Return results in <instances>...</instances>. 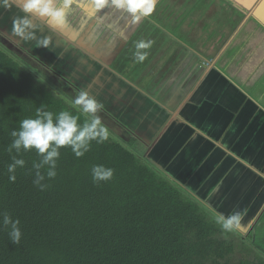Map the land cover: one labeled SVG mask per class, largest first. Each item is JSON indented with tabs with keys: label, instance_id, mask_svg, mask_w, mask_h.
<instances>
[{
	"label": "crops",
	"instance_id": "crops-1",
	"mask_svg": "<svg viewBox=\"0 0 264 264\" xmlns=\"http://www.w3.org/2000/svg\"><path fill=\"white\" fill-rule=\"evenodd\" d=\"M207 1L202 5L204 15H192L182 23H178L181 4L167 8L174 12V17L169 13L156 15L155 9L153 16L139 22L121 10L111 7L102 10L101 21L111 30L96 38L98 42L89 51H83L84 41L93 36V31L88 36L83 27L99 20L84 16L74 23L80 29L71 28L68 22L62 29H53L37 18V37L50 36L52 42L49 49L37 47L36 50L43 57L49 53L52 57L59 53L61 45L68 46L66 51L71 47L68 52L60 53V64L63 69L73 66L68 76L85 83L76 86L96 100L101 94L102 104L108 101L118 108L119 114H126L122 123L138 133L141 142L151 144L145 152L157 155L155 159L162 162L164 172L181 185H188L195 197L216 211L225 215L240 211L243 218L237 230L252 234L255 220L264 211V27L253 19V16L264 17V3ZM9 3L13 5V0ZM216 6L227 10L215 15ZM12 7L16 14L11 16V24L15 16L23 15ZM213 18L215 24L210 26ZM167 24L171 29L174 27V33L177 27L179 35H174ZM186 24L191 29L183 38L180 25ZM149 25L154 32L149 30ZM158 29L176 39L177 45L182 44L175 51L172 44L168 45L172 57L183 49L175 61L162 59L161 74L176 71L183 77L175 82L170 79L171 86L161 100L152 98L148 89L150 83L160 85L161 76L145 73L147 76L141 80H132L131 75L123 76L115 64L123 52L134 61L135 42L145 39L152 41L155 52L148 50L142 67H154L157 50L164 49L158 43L161 37L156 39ZM12 39L20 38L13 35ZM68 41L73 43L70 45ZM193 42L196 44L192 45ZM28 44L36 45V42L28 41ZM88 75L92 78L85 81Z\"/></svg>",
	"mask_w": 264,
	"mask_h": 264
},
{
	"label": "trees",
	"instance_id": "trees-1",
	"mask_svg": "<svg viewBox=\"0 0 264 264\" xmlns=\"http://www.w3.org/2000/svg\"><path fill=\"white\" fill-rule=\"evenodd\" d=\"M11 54L31 71L0 49V213L18 218L23 235L13 244L0 223V264H264L263 247L260 252L239 238L236 243L232 236H238L215 224L204 202L170 184L110 130L106 142H93L80 158L61 148L57 176L45 181L44 191L33 185L32 164L39 160L35 151L21 153L26 164L10 182L6 148L20 120L35 117L41 104L47 111L68 110L85 118L66 100L74 103L78 90L61 85V91L48 81L51 71L39 61L33 67L34 58ZM96 164L115 169L113 179L94 184L91 168ZM263 219L264 211L252 235Z\"/></svg>",
	"mask_w": 264,
	"mask_h": 264
},
{
	"label": "clouds",
	"instance_id": "clouds-1",
	"mask_svg": "<svg viewBox=\"0 0 264 264\" xmlns=\"http://www.w3.org/2000/svg\"><path fill=\"white\" fill-rule=\"evenodd\" d=\"M261 2L264 3V0ZM157 3L158 0H13V5L23 15L13 18L12 33L23 41H35L37 47L49 49L52 42L51 37H37L39 30L37 18L44 21L50 28L62 29L67 25L68 13L71 8L75 6L87 14L90 5L96 12H101L108 7L121 10L127 13L134 22H139L152 16ZM13 5H10L9 0H0V7L5 9ZM253 19L258 25L264 27V17L253 16ZM151 47V40L136 41L133 52L136 62H143L148 57V50ZM74 103L84 114L83 120L68 110L57 113L47 111L45 110L46 106L41 104L36 110L35 117L19 121V127L10 133L12 140L6 148L12 161L7 165L10 182L14 183L16 180V169L23 168L26 164L21 156L22 152L35 151L39 157L38 162L32 164V168L35 170L33 185L44 191L48 187L45 181L52 180L57 176V162L60 159L61 148H70L75 157L80 158L90 150L93 142L99 145L109 139V129L97 115L103 105L98 103L87 91H81ZM13 152L15 155L12 154ZM114 172L115 169L111 167L100 164L93 165L91 168L92 182L100 184L110 181L113 179ZM205 207L210 208L214 223L225 233H234L239 228L243 218L240 211H233L225 215L208 204H205ZM0 217H2L0 223L9 229L10 241L18 245L23 235L19 226L20 220L13 219L7 212L0 213ZM246 234V238L248 235L252 236L251 231ZM239 239L241 238L239 237Z\"/></svg>",
	"mask_w": 264,
	"mask_h": 264
},
{
	"label": "rangeland",
	"instance_id": "rangeland-1",
	"mask_svg": "<svg viewBox=\"0 0 264 264\" xmlns=\"http://www.w3.org/2000/svg\"><path fill=\"white\" fill-rule=\"evenodd\" d=\"M169 1L170 2L172 1V4H169ZM208 2L209 1H207V0H194L193 2H192V0H158L157 6H160V5L161 6L159 8L156 6V10H158L156 15H158V14L166 15L169 13V14H172V16L174 17V12L170 9L168 10L167 8H174L173 7L174 4H177V6H179L181 4L179 6L180 11H179L178 15H179L180 19H178V23H182L184 20H188L189 18H192L191 17L192 15H195V17H196V14H198L199 16L204 15V8L202 5L207 4ZM183 3H185V4H183ZM187 7H188V9H187ZM109 8L110 7L104 9L103 12L108 11ZM216 8H217V10L215 12V15L216 14L218 15L219 11H221L222 9L225 11L227 10V8L220 7V6H216ZM3 9H4L3 7H0V27H2V29H3V33L0 31V35L2 36V37H0L1 40L6 41L5 43L9 44L10 48L15 47L17 51L21 52L20 53L21 56L19 55L20 57L29 56V57L34 58V60L31 62L34 65H36L35 62L39 61V63H41L44 67H46V69L51 71V75L50 74H48V75H50L52 81H54L58 86L63 87L61 85H64V84L62 82L59 83V81L55 78V76H53V74L58 76L59 78H61L63 80V82L66 83V85L76 86V83L79 85L83 84V83H81V81L79 82L76 80V82H75L74 79L72 78L73 76L72 77L68 76V71L73 66L68 67V69L67 68L63 69L61 67V64H60V59L62 57L61 54L64 52L65 53L68 52V50L71 47H69L68 50L66 51V48L68 46L64 47V45H61V48L59 49V51H58L59 53L57 55H54L51 57V55L49 53V56L43 57V55L41 53H39L38 50H36V48H37L36 45H31V44L29 45L28 41H23L21 39L14 41L12 39V36H13L12 24L10 23L9 20L11 19L12 14H16V10L12 6L7 8V9H4V12H3ZM188 11L190 13H187ZM94 12H95V10L90 5L88 6L87 14L82 12L79 8H77V7L75 8V6H74L73 10L70 9L69 13H68V17H69L68 18V24H69V26L71 28L80 29L81 27H78L79 24H77V25L74 24L75 21L78 19V17L83 18L84 16H89L90 18H92V17L94 18V16H93ZM101 12H102V10H101ZM95 13L98 14L97 17H95V19H97L99 21L95 22L93 25H91V23L87 24V25H90L89 27H87V26L83 27V31H88V36L90 35V32L93 31V36L90 35V39L84 41L85 49L83 48V51L88 50L90 47L95 45L94 42H96V41L98 42V40H95L96 38L104 37L107 34V31L111 30L110 27H108L107 25L105 26L104 25L105 23H103L101 21V13L100 12H95ZM153 15L154 14H152V16ZM224 16H225V14H222V17H224ZM159 17H161V16H159ZM217 21H219V19ZM217 21H216V24H218ZM214 22H215V19L214 18L211 19V22H209L210 26L215 24ZM190 24H186L185 26L180 25V27H183V30L180 31L183 38L186 36L187 31H189L191 29ZM167 26L169 27L168 29L174 33V27L171 29V26L169 24H167ZM173 26H174V24H173ZM106 28H107V30H106ZM149 28H150L149 30L153 31V29L151 28V25H149ZM174 35H176V36L179 35L177 27H176V32L174 33ZM159 37H161V41L158 43L160 45H163L164 49L161 51L159 49L157 50L156 56L158 57V61H156V65L154 67L146 65V67L143 68L142 67L143 62H136V60L132 61L131 59H129L125 55L124 52L122 53L123 56H120L115 60V64H116V67L118 68V70L122 72L123 76L127 77V76L131 75L132 80H135L136 78H137V81L141 80V77H145V76H147V74L156 75L157 77L161 76V77H158V81H160V85L156 84L155 82L148 84L151 86V88L149 86L148 89H149V93L152 96V98L156 97V98L161 100V97H163V93L165 94V92H167V90L171 86L170 79L172 78L173 81L175 82V81H179L183 77L180 73H178L176 71L173 74H172V72H170V73L164 72L161 74L160 72L163 69L159 68V66L162 62V59L175 61V59L177 57H179V55L183 52V49L180 48L178 51V54L175 53V55L172 57L170 55V49H169L168 45L172 44L174 46V51H175V49L179 48L182 44L177 45L176 39H174V38L171 39L170 37L167 36V34L163 30L161 31L160 29L157 30L156 39H159ZM185 40L187 41V39H185ZM195 41H197V40H195ZM189 42H192V41H189ZM68 43L71 45V43H73V42L68 41ZM76 43L77 42L75 41V44ZM105 43L107 44V42H105ZM180 43H181V41H180ZM193 43H192V45L196 44L195 42H193ZM75 44H72V45L74 46ZM1 45L2 44L0 43V46ZM38 48H41V47H38ZM150 49H152V48H150ZM41 50H44V49H41ZM154 52H155V49H152L151 53H154ZM33 55H35V57ZM93 58H94V56H93ZM39 59H41V60H39ZM44 61H46V62H44ZM42 65H41V67H42ZM89 67H90V65H89ZM145 73H147V74H145ZM64 74H66V75H64ZM174 76L176 77V79H174ZM88 78H92V76L88 75L85 81H87ZM158 81H157V83H158ZM144 84L146 85L147 83L144 82ZM145 85H142L141 87L145 88ZM79 89H81L82 91H85L82 87H80ZM91 89H93V87ZM101 99H102V96L100 94L98 96V100H97L98 103H100V104H102L100 102ZM105 103H107V104H105ZM102 105H103V108L106 109L108 112H110L114 116L115 119L123 121V122L126 121V114H119L118 108L113 106L112 104H110V102L105 101V102H103ZM99 117L101 118V120H103V118L101 116H99ZM108 124H109V122H108ZM132 142L129 140V144L134 149V151H136V152L138 151V153L142 154L141 151H143V150H142L141 146L137 144V140H134L133 144H132ZM186 189H188V188H186ZM238 232H240V234L246 238V235H247L246 233L241 232V231H238ZM230 236H232V235H230ZM254 236L258 240H260V241H256V244H260L261 247L264 248V219L256 227V231L254 233ZM232 238L235 239L236 243H238L239 237L235 238L232 236ZM240 244L242 245V242H240ZM239 254H240V250H238L232 257L236 258Z\"/></svg>",
	"mask_w": 264,
	"mask_h": 264
},
{
	"label": "water",
	"instance_id": "water-1",
	"mask_svg": "<svg viewBox=\"0 0 264 264\" xmlns=\"http://www.w3.org/2000/svg\"><path fill=\"white\" fill-rule=\"evenodd\" d=\"M0 31L3 33V29L1 27ZM16 41V39L14 40ZM0 49L6 53L8 56H10L14 61H16L17 63L22 64V62L15 58L11 52L8 50V49H5L3 46H0ZM28 50V49H27ZM89 51V49H88ZM46 62V61H44ZM23 67L29 71H31L30 69H28L26 66L23 65ZM34 73V72H33ZM35 74V73H34ZM66 75V74H64ZM36 77L41 80L44 84H46L47 86H49L54 92H56L57 94H59L62 98H65L62 94H60L56 89H54L49 83H47L46 81H44L41 77H39L38 75H36ZM77 85V84H76ZM66 99V98H65ZM70 104L73 105V107H75L77 110H79L80 112V109L74 104L72 103L70 100L66 99ZM137 136H138V133H135ZM113 136V135H111ZM117 142H119L122 146H124L125 148H127L128 150H130L132 153H134L136 156H138L139 159H141L146 165H148L151 169H153L154 171H156L161 177H163L165 180H167L170 184H172L173 186H175L176 188H178L180 191H182L185 195H187L189 198L191 199H194L195 201L196 198L191 194L189 193L187 190H185V188H188V190L192 189L190 188L188 185L184 184V185H181L178 181L174 180L173 177H171L170 175H168L166 172L163 171L162 169V162L155 159L157 158V155L155 156V153H153L152 151L149 153L146 152V153H143V154H138L136 153L134 150H132L127 144H125L124 141L118 139L116 136H113ZM139 137V136H138ZM189 190V191H190ZM199 204H201L199 201H197ZM202 206H204L203 204H201ZM207 212H209L211 215V211L209 209H207L206 207H204ZM259 217V216H258ZM257 217V219H258ZM256 219V220H257ZM255 220V221H256ZM237 236H239L243 241H245L247 244H249L252 248H254L255 250H258L260 252H262L260 250L261 248V245L260 244H256V241H259L256 237L254 236H251V235H248L247 238L243 237L240 232H238L237 230L234 232ZM264 255V254H263Z\"/></svg>",
	"mask_w": 264,
	"mask_h": 264
},
{
	"label": "flooded vegetation",
	"instance_id": "flooded-vegetation-1",
	"mask_svg": "<svg viewBox=\"0 0 264 264\" xmlns=\"http://www.w3.org/2000/svg\"><path fill=\"white\" fill-rule=\"evenodd\" d=\"M97 15L98 14H96V13H94V18L95 17H97ZM79 18V17H78ZM93 18V17H92ZM0 37H2L1 35H0ZM4 37V36H3ZM6 41H3V40H1L0 39V43L6 48V49H8L11 53H13V54H16V56H18V57H20L21 55H20V53L21 52H19V51H17L16 50V48L14 47V48H10V46H9V44H7V43H5ZM1 45V46H2ZM14 49V50H13ZM20 55V56H19ZM207 65H209V63L207 64ZM32 66H33V63H32ZM34 67V66H33ZM35 69V68H34ZM37 70V69H36ZM53 76H55V78L59 81V83L60 82H62L64 85H66V83H64L63 82V80L61 79V78H59L58 76H56V75H54L53 74ZM47 79H48V81H50L55 87H57L58 89H60L61 91H64V89L62 88V87H60V86H58L54 81H52V79H51V77H50V75H48L47 76ZM69 86V90L71 91V92H74L75 90L77 91H79V92H81L82 90L81 89H79L77 86H71V85H68ZM65 92V91H64ZM102 109L103 110H99L98 111V113H97V115H99V116H101L102 118H103V120H102V123L110 130V132L112 133V135L113 136H116L118 139H120V140H123L124 142L126 141V142H129V139H131L132 137H133V142H134V140H137V144L138 145H140L141 146V148H142V150L143 151H141V153L143 154V153H146L145 151H146V149L148 148H151V144L150 143H148V144H146L145 142H141L142 140H140L139 139V137L135 134V133H133L134 131L133 130H131L130 128L128 129V127L125 125V124H123L122 123V121H120V120H117V119H115L114 118V116L110 113V112H108L106 109H104L103 107H102ZM120 114H122V113H120ZM106 124H105V123ZM108 122H109V124H108ZM164 171V170H163Z\"/></svg>",
	"mask_w": 264,
	"mask_h": 264
}]
</instances>
